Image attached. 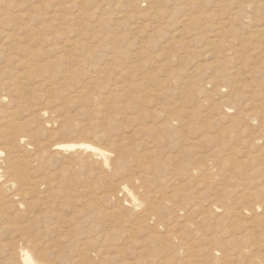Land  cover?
<instances>
[{"label":"rangeland","instance_id":"obj_1","mask_svg":"<svg viewBox=\"0 0 264 264\" xmlns=\"http://www.w3.org/2000/svg\"><path fill=\"white\" fill-rule=\"evenodd\" d=\"M214 2L0 0V264L21 249L47 264H264V63L247 45L239 93L211 84ZM27 61L44 70L28 78ZM72 143L108 164L58 146Z\"/></svg>","mask_w":264,"mask_h":264},{"label":"bare ground","instance_id":"obj_2","mask_svg":"<svg viewBox=\"0 0 264 264\" xmlns=\"http://www.w3.org/2000/svg\"><path fill=\"white\" fill-rule=\"evenodd\" d=\"M155 2V1H154ZM153 2V3H154ZM220 2V4L221 5H219V6H221L220 8H219V11H224V12H222L221 14H220V16H221V18H219L218 20H217V22H215L214 23V25L212 26V28H211V33H213L211 36L213 37V40L211 39V40H209V42H208V44H207V46L209 47V55H211V56H213L214 57V59H215V62H214V64H216V66L215 67H212V76H211V78H209L210 79V81H211V84H213L214 85V87L217 89V90H221L222 88V86L223 85H229V86H234V85H236L237 84V79L239 78V77H242V74H244L245 75V73L246 72H244L243 73V71H244V69H245V67H244V65H245V63L247 62V56L245 55V47L247 46V45H249V51H251V52H253L254 54H256V55H259V57H261V60H262V62L264 63V0H218V2H214L215 4H217V6H218V3ZM227 2V3H226ZM204 3V2H203ZM156 4V3H155ZM201 5V4H200ZM203 6V5H202ZM209 6V5H208ZM205 7V6H204ZM206 7H207V5H206ZM213 7V6H212ZM209 8H211V7H209ZM205 11H206V9H205ZM204 11V12H205ZM211 11H212V9H211ZM207 12V11H206ZM217 12V11H216ZM4 13V12H3ZM207 13H209V12H207ZM211 13V12H210ZM213 13H215V12H213ZM219 13V12H218ZM197 14V13H196ZM5 16V15H4ZM9 16H11V15H9ZM9 16H6V17H9ZM3 17V16H2ZM214 16L212 15V14H209L208 15V18L209 19H211V18H213ZM208 18H206V19H208ZM0 19H2V18H0ZM13 19H14V17H13ZM19 19V18H18ZM11 20H12V18H11ZM21 21L23 20V19H20ZM4 22V21H3ZM198 22V21H197ZM15 23H16V21H15ZM209 24H210V22H208ZM208 23H206V24H208ZM17 24H20V23H16V26H17ZM187 24V23H186ZM211 24H213V23H211ZM197 25H199L198 26V28H199V30H200V32H199V35H200V37H198V39H200V41H202V39H203V34H204V32H203V29L205 28L206 29V27H205V23L203 22V21H201V22H199ZM12 26H14V25H12ZM249 27V28H251V31H249V32H247L246 31V27ZM0 27H2V25H0ZM15 27V26H14ZM14 27H12V28H14ZM11 28V29H12ZM2 30V29H1ZM0 30V31H1ZM3 30H5V29H3ZM253 30V31H252ZM7 31H9V30H7ZM32 31V30H31ZM30 31V32H31ZM5 32V31H4ZM17 32V31H16ZM20 32V31H19ZM26 32V31H25ZM29 32V33H30ZM38 32V31H37ZM36 32V33H37ZM207 32V31H206ZM209 32V31H208ZM2 33V32H1ZM1 33H0V35H1ZM8 33V32H7ZM35 33V35H37ZM203 33V34H202ZM9 34V33H8ZM17 34V33H16ZM26 34V33H25ZM24 34V35H25ZM31 34V33H30ZM38 34H39V32H38ZM23 35V36H24ZM52 35V34H51ZM198 35V36H199ZM205 35V34H204ZM29 36V35H28ZM8 37V35L6 36V38ZM14 37V36H13ZM25 37V36H24ZM44 37V36H43ZM5 38V39H6ZM19 38V37H18ZM39 39H40V37H38ZM49 38V37H48ZM8 39H10V37L8 38ZM13 39V38H12ZM15 39V38H14ZM17 39V38H16ZM25 39V38H24ZM28 39H29V37H28ZM31 39V38H30ZM38 40V39H37ZM42 40V39H41ZM205 40V39H204ZM253 40V42L254 43H252L251 41ZM31 40H29L28 42L29 43H31L30 42ZM13 42H16V41H13ZM42 42V41H41ZM10 43H12V41H10ZM10 43H9V45H10ZM1 44V43H0ZM20 43L18 42V45H19ZM8 45V46H9ZM12 45H13V43H12ZM17 45V44H16ZM38 45V44H37ZM47 45V44H46ZM45 45V46H46ZM3 45H0V47H2ZM26 46V45H25ZM44 46V45H43ZM6 47V46H5ZM5 47H2L1 49H3V48H5ZM32 47H34V46H32ZM37 47V46H36ZM35 47V48H36ZM42 47V46H41ZM48 47V46H47ZM50 47V46H49ZM48 47V48H49ZM10 49H11V45H10V47H9ZM12 48H14V47H12ZM34 49V48H33ZM37 49V48H36ZM40 49V48H39ZM46 49V48H45ZM6 50V49H5ZM8 50V49H7ZM11 50H14V49H11ZM18 50V49H17ZM22 50V49H21ZM26 50H27V48H26ZM31 50V49H30ZM38 50V49H37ZM10 51V50H9ZM15 51V50H14ZM31 51H34V50H31ZM2 52V51H1ZM0 52V53H1ZM7 52V51H6ZM5 52H2V54H4ZM10 53V52H9ZM9 53H7L6 55H8ZM24 53H26V52H24ZM27 53H28V51H27ZM258 53V54H257ZM29 54H32V53H29ZM5 55V54H4ZM5 55V56H6ZM11 55V54H10ZM10 55L8 56V57H10ZM255 55V56H256ZM4 56V57H5ZM13 56V55H12ZM11 56V57H12ZM15 56H17V55H15ZM29 56V55H28ZM31 56V55H30ZM14 57V56H13ZM24 57H25V55H24ZM6 58V57H5ZM29 58V57H28ZM38 58V57H37ZM258 58V57H257ZM17 59V58H16ZM25 59H27V58H25ZM23 60H24V58H23ZM31 60V59H30ZM3 61H4V59H3ZM6 61H10V60H7L6 59ZM22 61V60H21ZM20 61V62H21ZM25 61V60H24ZM32 61V60H31ZM44 61V60H43ZM20 62H19V64H20ZM28 62V61H27ZM38 63H39V61H37ZM5 63V62H4ZM44 63V62H43ZM42 63V64H43ZM27 64V63H26ZM28 64H29V67L28 68H32L31 69V71H33V70H37V72H42L43 70H44V66L42 67H38V65L36 64V67H35V64H33V63H30V62H28ZM23 66V65H22ZM24 66H25V64H24ZM2 67H4V66H2ZM46 67V66H45ZM25 68V67H24ZM48 68V67H47ZM6 70V69H5ZM15 71V70H14ZM29 72L30 73V76L28 77V78H31V76L32 77H34V76H38L39 74H37V72L35 73V71H33V72ZM250 74V75H253V72H247V74ZM35 74H37V75H35ZM3 75V74H2ZM41 77V76H40ZM41 79V78H40ZM264 79V78H263ZM209 82V81H208ZM31 83V82H30ZM42 83V82H41ZM44 83V82H43ZM14 85V84H13ZM161 88L164 86V83H159L158 84ZM2 86V85H1ZM149 88V87H148ZM1 90H2V88H1ZM18 91V90H17ZM152 91V90H151ZM178 91V90H177ZM114 92V91H113ZM233 92L234 93H239V90L234 86V88H233ZM148 93H149V91H148ZM8 94V93H7ZM151 94V93H150ZM163 94V93H162ZM159 98V97H158ZM176 98V97H175ZM160 100V99H159ZM180 100V99H179ZM145 102V101H144ZM174 103V102H173ZM261 104V103H260ZM174 105V104H173ZM262 105V104H261ZM170 107V106H169ZM261 107V106H260ZM259 107V108H260ZM2 110V109H1ZM172 110V109H171ZM5 113V112H4ZM168 114V113H167ZM168 116V115H167ZM179 116H180V114H179ZM6 117V116H5ZM11 117V116H10ZM170 117V116H169ZM185 117V116H184ZM186 118V117H185ZM190 120V119H189ZM161 121V120H160ZM160 121H159V123H160ZM164 121V120H163ZM166 121V120H165ZM175 121L176 122H179V120H178V118H176L175 119ZM184 121V120H183ZM12 122V121H11ZM47 122V121H46ZM4 123V122H3ZM2 123V124H3ZM50 123V122H49ZM45 124V123H44ZM168 123H166L165 124V126L167 125ZM184 125V124H183ZM15 125H13V127H14ZM138 126V125H137ZM150 126H151V124H150ZM181 126V125H180ZM17 127V126H16ZM23 127V126H22ZM183 127H185V126H183ZM1 128V127H0ZM21 128V127H20ZM19 128V129H20ZM152 128H153V126H152ZM156 128V127H155ZM182 128V127H181ZM181 128H179V129H181ZM2 129V128H1ZM6 129V128H5ZM8 130V129H7ZM13 130H15V129H13ZM24 130V129H23ZM11 131V130H10ZM16 132H18V130L17 131H15V132H13L14 133V137L12 138V140L15 138V140L19 137V135H17V133ZM19 132H21L20 130H19ZM179 133H181V132H179ZM11 135H12V133H10ZM19 134H21V133H19ZM25 135V134H24ZM6 136V135H5ZM0 137H1V135H0ZM7 137V136H6ZM21 137H22V135H21ZM9 138H10V136H9ZM28 138V137H27ZM164 138V137H163ZM192 138V137H191ZM1 139V138H0ZM8 140H10V139H8ZM12 140H10L11 142H12ZM19 140V139H18ZM191 140V139H190ZM17 141V140H16ZM189 141V140H188ZM10 142V143H11ZM14 142V141H13ZM12 142V143H13ZM18 142V141H17ZM1 143V142H0ZM9 143V142H8ZM10 143H9V145H10ZM12 143H11V146H12ZM16 143V142H15ZM14 143V144H15ZM21 143V142H20ZM56 143V142H55ZM17 144V143H16ZM6 144H4V146H5ZM8 145V144H7ZM6 145V146H7ZM188 145V144H187ZM1 146V145H0ZM5 146V147H6ZM14 146V145H13ZM17 146H18V144H17ZM25 146V145H24ZM24 146H22V147H24ZM56 146V145H55ZM59 147H61L62 149H68V150H73V149H75V148H84V149H86V150H91L93 153H94V155H96V156H102V158L104 159V163H105V165H107L108 164V162H109V155L105 152V151H102V150H100V149H97L96 147H93V146H91V145H88V144H85V143H80V144H61V145H58ZM181 146V145H180ZM10 147V146H9ZM19 147V146H18ZM179 147V146H178ZM183 147V146H182ZM186 147V146H185ZM4 148V147H3ZM187 148V147H186ZM11 149H16V148H11ZM43 149V148H42ZM154 149V148H153ZM178 149V148H177ZM186 150V149H185ZM10 150H8L7 152H9ZM110 151V150H109ZM3 152V151H2ZM14 152V151H13ZM170 152V151H169ZM189 152H192V155H193V151H189ZM4 153V152H3ZM18 153V152H17ZM196 153V152H195ZM10 154H11V152H10ZM53 154H54V152H53ZM59 154V153H58ZM172 154V153H171ZM14 155V154H13ZM12 156V155H11ZM12 157H15V156H12ZM17 157V156H16ZM165 157V156H164ZM33 158V157H32ZM31 158V159H32ZM13 159V158H12ZM87 159H89V158H87ZM91 159H92V157H91ZM115 159V158H114ZM14 160V159H13ZM15 160H16V158H15ZM26 160H27V158H26ZM95 160V159H94ZM163 161V160H162ZM178 161V160H177ZM93 162V161H92ZM101 162V161H100ZM141 162V161H140ZM10 163V162H9ZM12 163V162H11ZM15 164V163H14ZM38 164V163H37ZM79 164V163H78ZM99 165H101V164H99ZM10 166H11V164H10ZM37 166V165H36ZM57 166V165H56ZM8 167H9V165H8ZM12 167V166H11ZM0 168H1V166H0ZM5 168H7V167H5ZM4 168V169H5ZM14 168V167H13ZM12 168V169H13ZM21 169V168H20ZM151 169V167H147L146 165L143 167V170L146 172V171H149ZM1 170H3V169H1ZM16 170H17V168H16ZM24 170V169H23ZM22 170V171H23ZM6 172V171H5ZM7 172H9V170L7 169ZM171 172V171H170ZM13 173V174H12ZM9 174V173H8ZM7 174V175H8ZM10 174H11V178H9L8 179V181H7V183H9V185H12L13 186V184L15 185L16 183H18L17 182V180L15 179V178H17V175H19V174H14V172H13V170H12V172H11V169H10ZM21 174V173H20ZM92 175V174H91ZM94 175V174H93ZM150 175V174H149ZM6 176V175H5ZM98 176V175H97ZM19 177L20 176H18V178L17 179H19ZM158 177V176H157ZM39 178V177H38ZM144 178V177H143ZM162 178V177H161ZM174 178V177H173ZM44 179V178H43ZM95 179V178H94ZM159 179V178H158ZM163 180V179H162ZM23 181H26L27 183H26V185H27V187H28V191H30V190H35V188H36V186H37V183H36V185L31 181V179L30 178H28V179H23V177H21L20 178V180H19V183L20 182H22V184L24 183ZM160 181V180H159ZM158 182V181H157ZM7 183H5L6 185H7ZM90 183V182H89ZM3 184V183H2ZM47 184V183H46ZM1 186V185H0ZM17 186H18V184H17ZM171 187H174L173 186V184L172 185H170ZM3 187V186H2ZM22 187V186H21ZM21 187H19V188H21ZM66 188V187H65ZM14 191V190H13ZM12 191V192H13ZM26 192V191H25ZM21 193V191H17L15 194H13V195H10L11 196V198H17V197H25L26 195H28V194H26V193ZM166 192V191H165ZM157 193V192H156ZM177 193V192H176ZM179 193V192H178ZM2 194V193H1ZM3 194H5V193H3ZM72 194V193H71ZM99 194V193H98ZM97 194V195H98ZM119 194V193H118ZM155 194V193H154ZM9 194H7L6 196H8ZM54 195V194H53ZM100 195V194H99ZM2 196V195H1ZM9 196V197H10ZM258 196V194H256V193H254V192H247V193H245V194H243V196H241V198H242V202H244L245 204L247 203L248 204V202L250 201V200H253V199H255L256 197ZM4 199H5V197H3ZM2 198V199H3ZM50 198V197H49ZM118 198V197H117ZM258 198V197H257ZM4 199L2 200V201H4ZM26 199V198H25ZM1 200V199H0ZM21 200H22V198H21ZM144 200H146V199H144ZM151 201H152V199H150ZM1 201V202H2ZM28 201V200H27ZM59 201V200H58ZM147 201V200H146ZM153 201H155V200H153ZM156 201H157V199H156ZM6 202V201H5ZM19 202V201H18ZM94 202H96V201H94ZM150 202V201H149ZM164 202V201H163ZM3 203V202H2ZM13 203H15V202H13ZM17 203V202H16ZM15 203V204H16ZM29 203V202H28ZM128 203V202H127ZM155 203H157V202H155ZM252 203V202H251ZM1 204V203H0ZM94 204V203H93ZM101 204V203H100ZM3 205H5V204H3ZM7 205V204H6ZM14 205V204H13ZM25 205V204H24ZM116 205V204H115ZM152 205V204H151ZM242 205H243V203H242ZM254 205V204H253ZM256 205V204H255ZM259 204H257V206H258ZM15 206V205H14ZM47 206V205H46ZM153 206V205H152ZM151 206V207H152ZM247 206V205H246ZM246 206H245V208H246ZM2 207V206H1ZM8 207V206H7ZM12 207V206H11ZM52 207V206H51ZM137 207V206H136ZM263 207V206H262ZM10 208V207H9ZM154 208V207H153ZM192 208H194V207H192ZM211 208V207H210ZM214 208V207H213ZM231 208V207H230ZM1 209V208H0ZM6 210V209H5ZM13 210V209H12ZM137 210V209H136ZM179 210L180 209H177L176 210V212L175 213H177V212H179ZM224 210V209H223ZM231 210V209H230ZM254 210H255V208H254ZM257 210V209H256ZM255 210V211H256ZM112 211V210H111ZM116 211V210H115ZM205 211V210H204ZM17 212V211H16ZM37 212H38V210H37ZM142 212V211H141ZM210 212V211H209ZM240 212V211H239ZM147 213V212H146ZM151 214H147V215H145V217H147V218H150L151 220H156V227H158L161 223H162V219H161V217L160 216H157L158 214H155L154 213V211L153 212H150ZM174 213V214H175ZM254 213H256V212H254ZM58 214V213H57ZM72 214V213H71ZM214 214V213H213ZM258 214V213H257ZM261 214V213H260ZM36 215V214H35ZM142 215V214H141ZM207 215V214H206ZM212 215V214H211ZM244 215V214H243ZM27 216V215H26ZM60 216V215H59ZM257 216H260V215H257ZM108 217V216H107ZM200 217V216H199ZM231 218L233 217V216H230ZM246 217H248V216H246ZM253 217H254V215H253ZM260 217H263V216H260ZM65 218V217H64ZM255 218V217H254ZM85 219V218H84ZM138 219H140V218H138ZM146 219V218H145ZM235 219H237V217H235ZM248 219V218H247ZM65 220V219H64ZM141 220V219H140ZM27 221V220H26ZM54 221V220H53ZM191 221H193V220H191ZM230 221V220H229ZM247 221V220H246ZM248 221H249V219H248ZM143 222H144V220H143ZM235 222V221H234ZM234 222H232V223H234ZM27 223V222H26ZM108 223V222H107ZM139 223H141V222H139ZM193 223V222H192ZM210 223V222H209ZM247 223V222H246ZM259 223H260V221H259ZM133 224V223H132ZM258 224V223H257ZM59 225V224H58ZM65 225V224H64ZM76 225V224H75ZM140 225V224H139ZM139 225H138V227H139ZM154 225V224H153ZM200 225V224H199ZM238 225V224H237ZM242 225V224H241ZM244 225V224H243ZM12 226V225H11ZM73 226V225H72ZM101 226V225H100ZM143 226V225H142ZM152 226V225H151ZM169 226V225H168ZM240 226V225H239ZM245 226V225H244ZM254 226V225H253ZM256 226V225H255ZM258 226V225H257ZM44 227H46V226H44ZM104 227V226H103ZM111 227V226H110ZM135 227H137V226H135ZM143 227H145V226H143ZM150 227V226H149ZM213 227V226H212ZM243 227V226H242ZM241 227V228H242ZM250 227H252L251 225H250ZM133 228V227H132ZM146 229H147V227H145ZM153 228V227H152ZM200 228V227H199ZM244 228V227H243ZM248 228V227H247ZM260 228H261V226H260ZM264 228V227H263ZM50 229V228H49ZM137 229V228H136ZM143 229V228H142ZM154 229V228H153ZM234 229V228H233ZM251 229V228H250ZM262 229V228H261ZM85 230V229H84ZM143 230H145V229H143ZM197 230V229H196ZM200 230V229H199ZM241 230V229H240ZM246 230V229H245ZM264 230V229H263ZM131 231V230H130ZM138 231H139V229H138ZM149 231V230H148ZM247 231V230H246ZM246 231H244L245 232V234L247 235V232ZM41 232V231H40ZM106 232V231H105ZM202 232H204V231H202ZM230 233V232H229ZM235 233H236V231H235ZM251 233V232H250ZM57 234V233H56ZM164 234V233H163ZM173 234H175V233H173ZM242 234V233H241ZM254 234V233H253ZM193 235V234H192ZM210 235V234H209ZM233 235V234H232ZM259 235V234H258ZM106 236H107V234H106ZM148 236V235H147ZM176 236V235H175ZM205 236V235H204ZM207 236V235H206ZM242 236V235H241ZM245 236V235H244ZM248 236V235H247ZM254 236V235H253ZM57 237V236H56ZM101 237V236H100ZM181 237H183V236H181ZM237 237V236H236ZM239 237V236H238ZM61 238V237H60ZM131 238V237H130ZM173 238V237H172ZM199 238H202V237H199V235H197V236H195V239H193V241H197V240H199ZM230 238H232V237H230ZM261 238V237H260ZM1 239V238H0ZM18 239V238H17ZM134 239V238H133ZM138 239H139V237H138ZM150 239V238H149ZM152 239H154V238H152ZM207 239V238H206ZM252 239V238H251ZM65 240V239H64ZM87 240V239H86ZM102 240V239H101ZM109 240V239H108ZM155 240H157V239H155ZM163 240V239H162ZM162 240H161V242H162ZM237 240V239H236ZM22 241V240H21ZM85 241V240H84ZM159 241H160V238H159ZM174 241V240H173ZM249 241V239H247L246 237H241V238H239V241L237 240V243H236V245H238V244H241V243H245V242H248ZM28 242V244L30 243V241H27ZM37 242V241H36ZM158 242V241H157ZM190 241H188V243H189ZM211 242V241H210ZM135 243V242H134ZM144 243V242H143ZM191 243V242H190ZM251 243V242H250ZM262 243V242H261ZM133 244V243H132ZM156 244V243H155ZM210 244H213V243H210ZM221 244V243H220ZM258 244V243H257ZM263 244V243H262ZM20 245V244H19ZM175 245V244H174ZM177 245V244H176ZM206 245H208V244H206ZM205 245V246H206ZM184 246V245H183ZM224 246V245H223ZM253 245H251V247H252ZM106 247V246H105ZM135 247V246H134ZM133 247V248H134ZM156 247V246H155ZM158 247V246H157ZM164 247H165V245H164ZM174 247V246H173ZM189 247H192V246H189ZM194 247H196V246H194ZM208 247V246H207ZM82 248V247H81ZM107 248V247H106ZM136 248V247H135ZM141 248V247H140ZM202 248V247H201ZM209 248V247H208ZM227 248V247H226ZM232 248V247H231ZM236 248V247H235ZM242 248H245V247H242ZM247 248V247H246ZM137 249H139V248H137ZM136 249V250H137ZM198 249V248H197ZM249 249V248H248ZM248 249H247V251H248ZM251 249V248H250ZM258 249H259V247H258ZM257 249V250H258ZM56 250V249H55ZM151 250V249H150ZM181 250H183V249H181ZM190 250V249H189ZM199 250V249H198ZM244 250V249H243ZM251 250H253V249H251ZM251 250H249V251H251ZM38 251V250H37ZM81 251V250H80ZM164 251V250H163ZM197 251V250H196ZM230 251V250H229ZM35 252V251H34ZM148 252V251H147ZM242 252V251H241ZM257 252V251H256ZM37 253V252H36ZM38 253H42V252H38ZM81 253H82V251H81ZM135 253H136V251H135ZM137 253H139V252H137ZM146 253V252H145ZM144 253V254H145ZM176 253V252H175ZM184 253V252H183ZM209 253V252H208ZM218 253V252H217ZM259 253V252H258ZM13 254V253H12ZM80 253H78V255H79ZM140 254V253H139ZM139 254H138V256H139ZM164 254V253H163ZM167 254V253H166ZM195 254V253H194ZM221 254V253H220ZM237 254V253H236ZM250 254V253H249ZM256 254V253H255ZM146 255H148V254H146ZM225 255V254H224ZM234 255V254H233ZM239 255V254H238ZM261 255V254H260ZM263 255H264V253H263ZM17 258H18V262L16 263V264H47L46 262H45V260H46V258L43 256V255H40V254H32V253H30L28 250H25V249H21V250H19V252L17 253ZM115 256V255H114ZM133 256V255H132ZM170 256H172V255H170ZM234 256H236V255H234ZM194 257V256H193ZM251 257H252V255H251ZM254 257V256H253ZM120 258V257H119ZM141 257H139L138 259H140ZM190 258V257H189ZM196 258V257H195ZM201 258V257H200ZM228 258V257H227ZM249 258V257H248ZM248 258H247V260H248ZM257 258V257H256ZM122 259V258H121ZM136 259H137V257H136ZM171 259V258H170ZM186 259H188V258H186ZM185 259V260H186ZM197 259V258H196ZM225 259V258H224ZM232 259V258H231ZM251 260H252V258H250ZM254 259V258H253ZM263 259V258H262ZM261 259V260H262ZM145 260H148L149 261V259H145ZM189 260V259H188ZM193 260H194V258H193ZM250 260V261H251ZM2 261V260H1ZM46 261H48V260H46ZM81 261V260H80ZM129 261V260H128ZM134 261H136V260H134ZM158 261V260H157ZM196 261V260H195ZM199 261V260H198ZM197 261V262H198ZM220 261L221 262H223L222 261V259H220ZM232 261H234V260H232ZM236 261V260H235ZM249 261V260H248ZM258 261V260H257ZM122 262V261H121ZM141 262V261H140ZM153 262V261H152ZM50 263V262H49ZM51 263H52V261H51ZM164 263V262H163ZM181 263V262H180ZM235 263H237V261L235 262ZM249 263V262H248ZM77 264V263H76ZM141 264V263H140ZM142 264H145V263H142ZM176 264V263H175ZM189 264H191L190 262H189ZM228 264V263H227ZM242 264V263H241Z\"/></svg>","mask_w":264,"mask_h":264}]
</instances>
